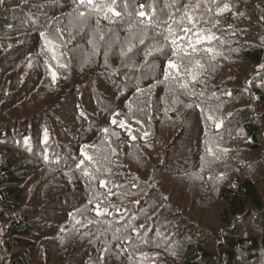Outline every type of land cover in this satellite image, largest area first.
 <instances>
[{"label": "trees", "instance_id": "obj_1", "mask_svg": "<svg viewBox=\"0 0 264 264\" xmlns=\"http://www.w3.org/2000/svg\"><path fill=\"white\" fill-rule=\"evenodd\" d=\"M0 264H264V0H2Z\"/></svg>", "mask_w": 264, "mask_h": 264}, {"label": "snow or ice", "instance_id": "obj_2", "mask_svg": "<svg viewBox=\"0 0 264 264\" xmlns=\"http://www.w3.org/2000/svg\"><path fill=\"white\" fill-rule=\"evenodd\" d=\"M0 2H2V0H0ZM142 7H143V6H142ZM140 15H141V16H143V15H144V13H143V12H141V13H140ZM168 67H169V68H174V67H176V66H175L174 64H172V62H171V61H169ZM113 122L115 123V121H113ZM105 131H106V130H105Z\"/></svg>", "mask_w": 264, "mask_h": 264}]
</instances>
